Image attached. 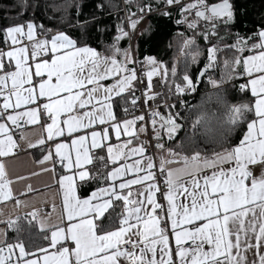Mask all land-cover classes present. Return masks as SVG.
Masks as SVG:
<instances>
[{
	"label": "snow or ice",
	"instance_id": "1",
	"mask_svg": "<svg viewBox=\"0 0 264 264\" xmlns=\"http://www.w3.org/2000/svg\"><path fill=\"white\" fill-rule=\"evenodd\" d=\"M124 2L128 24L116 25L103 51L88 46L83 36L35 22L37 9L50 20L48 9L59 12L64 20L75 8L76 24L69 27L83 31L90 21H80L79 0L25 2L19 7H31L33 17L2 29L4 43H11L0 50V156L11 155L15 147L9 125L41 124L46 135L36 143L47 145V151L39 163L59 185L62 214L57 223L38 222L46 243L35 249L19 236L10 240L5 230L0 264H264V23L251 34L233 33V0H163L161 14L171 18L168 9L176 8V23L193 32L184 38L182 53L188 49L184 54L196 61L201 54L196 36L211 46L195 80L184 74L181 83L175 80V64L169 82V69L145 57L152 70L144 103L158 95L151 92L154 75L167 83L169 93L174 85L179 96L196 92L204 76L213 88L228 93L224 86L230 84L238 94V102L231 104L218 97L227 109L225 120L213 123L204 112L192 119L188 147L182 142L177 151L164 143L187 128L176 104L165 105L167 115L151 109L150 119L144 114L120 119L114 112L119 105L114 98L127 101L126 92L138 106L135 92L142 83L131 46L124 48L120 41L130 38L127 29L136 30L158 10L151 2ZM104 7L103 2L96 5L101 11ZM224 52L230 55L221 60ZM221 64L219 79L208 75ZM186 104L179 100V107ZM123 111L129 115L127 107ZM12 183L0 162V202L14 198ZM29 215L35 219L38 212ZM6 223L20 231L17 221Z\"/></svg>",
	"mask_w": 264,
	"mask_h": 264
},
{
	"label": "trees",
	"instance_id": "2",
	"mask_svg": "<svg viewBox=\"0 0 264 264\" xmlns=\"http://www.w3.org/2000/svg\"><path fill=\"white\" fill-rule=\"evenodd\" d=\"M25 2L31 5L33 0H0V50L6 48L2 29L5 26H12L14 22L26 23L28 19L33 17L31 7H29L27 11L19 7V5ZM79 2L81 4L80 21H90V24L87 25L83 31L79 26L69 27L70 24H76L75 8L69 9L68 15L64 20L60 19L61 13L59 12L53 13L51 9H48V15L54 17L50 20L44 15V10L42 8L37 9L35 11V22L38 24L43 23L48 28L59 27L65 29L76 37L83 36L88 46L98 51H103L107 45L112 43L116 35V25L121 22L127 25L128 5L125 4L124 0L123 2L121 0H79ZM101 2L105 5L102 11L96 8V5ZM137 2H151L153 7L158 10L153 11V13L141 23L135 33L133 41L135 58L145 65H151L144 59L147 56L153 57L157 62L163 63L165 67L169 69V82L173 79L170 72L173 64L177 67L176 82L181 83L184 74H188L195 80L201 69L204 68L207 59L206 47L211 45H206L203 37L196 36V43L200 47L201 54L196 61L193 62L191 56L184 54L188 49H185L184 53L180 51L184 38L192 37L193 32L189 28L176 23V21L179 20L178 10L176 8L168 9L173 13L172 17L169 18L161 14L162 11H164L162 10L164 8L163 0H159V2L158 0H137ZM41 3H43V0H41ZM233 3L237 12L235 26L231 29L233 33L240 32L241 34H251L252 31L264 23V0H233ZM131 10L133 12L136 11L135 4H133ZM93 13L96 15L95 21L91 20V15ZM120 45L124 48H128L130 46L129 38H123L120 41ZM228 55H230L228 52L222 53L221 60ZM222 68L223 65L221 64L215 69H210L208 75L219 79ZM159 78L161 82V76H159ZM161 87L166 104H176L181 115L187 118L186 120L180 121L182 124L187 125V128H181L172 141L164 139L166 145L173 147L177 151H180V149L175 148V146L182 142L185 148L188 147L186 135H191V120L201 112L207 113L209 116L213 117V123H216L217 120H225L227 118V109L219 102L218 97H225L229 104L238 102V94L231 92L230 84L224 86L229 89V92L223 93L207 83V76H204L201 83L197 85L196 92H193L187 99H183L187 101V104L183 108L179 107V99L183 96H179L175 93L174 85L172 86L171 93H169L167 83H161ZM125 96H128L127 101L119 97L116 98V100L119 101V105L115 107V110L119 116H121L123 108H128L131 103L130 94L126 93ZM163 115H167V108L164 109ZM238 136L239 133H236L233 138L236 139ZM197 142L200 143L201 146H204L202 137L198 136ZM207 147L211 148L212 145H207ZM95 186V184L90 185L89 191L94 189ZM15 221H17L20 231L17 232L11 228H7V235L10 240H14L19 236L32 248L44 244L43 234L38 231L35 222L31 220L30 217H20L15 219Z\"/></svg>",
	"mask_w": 264,
	"mask_h": 264
},
{
	"label": "crops",
	"instance_id": "3",
	"mask_svg": "<svg viewBox=\"0 0 264 264\" xmlns=\"http://www.w3.org/2000/svg\"><path fill=\"white\" fill-rule=\"evenodd\" d=\"M128 31L130 33L134 30L129 28ZM25 41V44H27V40ZM10 43L11 42L9 41L6 48L3 50H7ZM111 82L112 81H106V83ZM116 98L118 97H115L114 99ZM114 112L118 118L122 119L121 116L117 114L115 107ZM9 127L11 129L13 140L15 141V147L12 149L11 155L0 156V162L5 164L9 178L13 180L10 187L13 189L14 198L0 202V240L3 239L4 232L8 228L6 222L9 220H15L24 216L30 217L31 220L35 222L38 231L42 233L40 231L39 221L46 219L49 223H57L62 214V196L59 190V185L51 171H42L45 164L39 163L47 151V145L36 143L41 136L46 135L41 124H27L22 121L20 126L22 132L18 137H16L12 131V127L16 126L9 125ZM125 139H128V137H122V140ZM141 139H144L143 135L141 136ZM113 140H115V137H113ZM129 147H131V145ZM153 153L155 154V150H153ZM135 158L136 157H132L130 159L134 160ZM99 163L100 162H98V164ZM46 164L49 168L52 167L50 162H46ZM109 167H111V165ZM60 171L61 169L57 164L56 178H58ZM18 176H23L25 179L17 180L16 177ZM29 185L31 186V191L27 190ZM17 199L20 201L19 205L16 204ZM33 211L38 212V216L35 219L29 215V213H32ZM117 211L119 212L120 209H117ZM45 243L46 242H44V244ZM29 247L32 248L31 246Z\"/></svg>",
	"mask_w": 264,
	"mask_h": 264
},
{
	"label": "built area",
	"instance_id": "4",
	"mask_svg": "<svg viewBox=\"0 0 264 264\" xmlns=\"http://www.w3.org/2000/svg\"><path fill=\"white\" fill-rule=\"evenodd\" d=\"M121 1L123 2V0H121ZM184 2H188V0H184ZM210 2H214V1H210ZM170 9H172V8H170ZM152 13L153 12L147 14L145 16L144 20H146V18L148 16H150ZM179 19H180V15H179ZM144 20H142L140 23H142ZM126 23L128 24V19H126ZM140 23L138 24L136 30L129 33V37H130L129 38V44L131 46L132 55L134 58H135V55H134V51H133V41H134L135 33L138 30ZM181 25L188 28L187 24L181 23ZM23 43H26V41L24 40ZM136 61H137V64L135 65V67L137 70V74H138V76H140L142 78V83H137V91L135 92V96L138 97V99H137V105L138 106L134 107L130 103V106L128 107L129 115L125 116V113L122 110L121 111V118L122 119H130L132 115L144 114L146 116V119H150L148 117V112L151 109L158 110L163 115L164 109L166 108L165 107L166 101H165V98L162 94V87H161V82H160L159 76L154 75L152 77V80H151V84H152L151 92L157 93L158 95L156 96V98L154 100L150 99L147 101V104H145L144 103V99H145L144 93L148 91L147 85L149 83L147 73L152 70V66L145 65L137 59H136ZM192 94H193V92L190 94L184 95L179 100L187 99ZM131 99H132V96L130 95V102H131ZM148 129H149V131L151 130V124L150 123L148 124ZM12 131L15 134V136L18 137V135L21 134V132H22V128L21 127H12ZM165 139L168 140L167 137H165ZM161 183H162V181H161ZM157 196H159V193L157 194Z\"/></svg>",
	"mask_w": 264,
	"mask_h": 264
},
{
	"label": "rangeland",
	"instance_id": "5",
	"mask_svg": "<svg viewBox=\"0 0 264 264\" xmlns=\"http://www.w3.org/2000/svg\"><path fill=\"white\" fill-rule=\"evenodd\" d=\"M210 1H214V0H210ZM215 1H216V0H215ZM215 1H214V2H215ZM144 21H145V20H144ZM161 71H162V70H161ZM159 76H160V75H159Z\"/></svg>",
	"mask_w": 264,
	"mask_h": 264
},
{
	"label": "water",
	"instance_id": "6",
	"mask_svg": "<svg viewBox=\"0 0 264 264\" xmlns=\"http://www.w3.org/2000/svg\"><path fill=\"white\" fill-rule=\"evenodd\" d=\"M202 69H203V68H202ZM202 69H201V70H202ZM202 78H203V77H202ZM202 78H201V80H202Z\"/></svg>",
	"mask_w": 264,
	"mask_h": 264
},
{
	"label": "bare ground",
	"instance_id": "7",
	"mask_svg": "<svg viewBox=\"0 0 264 264\" xmlns=\"http://www.w3.org/2000/svg\"><path fill=\"white\" fill-rule=\"evenodd\" d=\"M162 10H164V8Z\"/></svg>",
	"mask_w": 264,
	"mask_h": 264
}]
</instances>
